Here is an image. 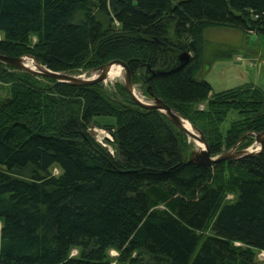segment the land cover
I'll return each mask as SVG.
<instances>
[{"label": "trees", "instance_id": "1", "mask_svg": "<svg viewBox=\"0 0 264 264\" xmlns=\"http://www.w3.org/2000/svg\"><path fill=\"white\" fill-rule=\"evenodd\" d=\"M209 28L263 35L264 0H0V55L60 73L120 61L213 157L264 130V97L200 78ZM35 78L0 63V264H264V142L252 157L187 163L182 133L119 85L115 100L100 84ZM97 117L113 119V157L86 133Z\"/></svg>", "mask_w": 264, "mask_h": 264}, {"label": "rangeland", "instance_id": "2", "mask_svg": "<svg viewBox=\"0 0 264 264\" xmlns=\"http://www.w3.org/2000/svg\"><path fill=\"white\" fill-rule=\"evenodd\" d=\"M92 13H94V10ZM94 15H96V13H94ZM203 40V65L200 78L205 80L210 85L213 93L236 88L244 84H251L258 87L262 91L264 97V34L259 36H243L238 31L232 29L209 28L203 31ZM24 63L28 67L33 68L29 61L26 60ZM92 69L94 68L84 71L77 70L67 74L71 76H78L80 78H89L93 74ZM121 74L122 73L120 72V74H118L119 76L115 74L109 76L107 75L104 79L97 83L100 84L109 97H112L115 100H119L116 94L117 91L115 89V85H119L122 88ZM35 79H37V81H39L42 85H46L45 82L41 80L43 78L36 77ZM131 85L133 91L141 101H151L146 91L147 86L142 84L140 81H136L135 83L131 82ZM7 99L8 85H0V103ZM202 108L203 104H199L195 109L201 110ZM176 115L183 120H186L180 115ZM236 118L237 116L234 112H228L220 125V131L223 133ZM88 131L93 137L92 139L97 144L100 143V146H108L109 149L107 148V150L112 151L114 155L113 146L111 147V143L113 142L112 118H94L86 129V133H88ZM108 134L112 135V138H110ZM182 135L186 144V152L184 155L186 158H189L190 152L196 150L194 139L185 136L183 133ZM244 136L250 137L251 140L243 148H239L238 145L243 140ZM104 137L111 141L104 142ZM242 137H240L237 142H235L234 145L229 147L227 150L222 149L219 154L224 153L231 148L234 150L245 151H254L257 148V145L253 141V133L247 132L242 135ZM50 173L53 176H58L60 171L57 167L53 166L50 169ZM226 199H231V197L227 196ZM75 255L76 251L72 250L70 252V256L74 257ZM107 255L112 258L116 256V253L109 250ZM255 259L259 263H264V254L262 252H256ZM110 264L115 263L112 261Z\"/></svg>", "mask_w": 264, "mask_h": 264}, {"label": "water", "instance_id": "3", "mask_svg": "<svg viewBox=\"0 0 264 264\" xmlns=\"http://www.w3.org/2000/svg\"><path fill=\"white\" fill-rule=\"evenodd\" d=\"M188 42H190V40ZM188 57H189V55L185 51L178 54V56L176 58L178 65L172 70H176V69L182 67L183 65H185L186 62L188 61ZM23 58L31 59L36 64V69L33 70V69H29L28 67L24 66L22 64ZM0 63L3 65L9 66L15 70L21 71L23 73L32 75L34 77L49 79V80L54 81L55 83L67 84V85H72V86H80V87L97 84L98 82H100L102 79H104L106 77V73L110 67H112V66L119 67L121 70V73H122L121 74V76H122V88L125 91V93L127 94V96L130 98V100L138 108H140L142 110H155V111L159 112L160 114L165 116L177 130L181 131L185 136H187L191 139L197 140L198 143L201 145V147L199 149H196L195 151L190 152V157L187 159V163H192L195 165L207 167V166H211L215 163H219V162H225V161L228 162V161H233V160L240 159V158L255 156L261 152L262 147H263L264 130L261 132L253 134V141L257 145V148L254 151L234 150L233 148H231L230 150H228L224 153L218 154L214 157H210L209 153H208V148L205 144L202 133L198 129H196L193 125H191L188 121L183 120L182 118L178 117L174 113V111L172 109H170L167 105H165L162 101L153 97L151 95V93L149 92L148 86L146 87V91H147L151 101H149V102L141 101L140 99H138L134 95V93H133L134 91H133L132 85H131V77H130V73L128 71V68L124 63L117 61V60L109 61L105 64L99 65L96 68L92 69L93 74L89 78H80L78 76H71L67 73L50 71V70L44 68L43 66H41L32 56H29V55H25V56H21V57H8V56L0 55ZM154 74L162 75V74H164V72H156L155 73L153 71H149L150 76H153ZM184 123L188 124L190 130L193 133L184 129V127H183ZM87 135L90 138H93L89 133H87ZM108 136L110 138H112V135L108 134ZM103 141L109 142L111 140L104 137ZM101 147L104 148V150L107 152V154L110 157H113L112 151L107 150V148L103 145H101Z\"/></svg>", "mask_w": 264, "mask_h": 264}, {"label": "bare ground", "instance_id": "4", "mask_svg": "<svg viewBox=\"0 0 264 264\" xmlns=\"http://www.w3.org/2000/svg\"><path fill=\"white\" fill-rule=\"evenodd\" d=\"M26 60L30 62V64L32 65L33 68H30V67H28L27 65H25L24 62H25ZM22 64H23L24 66L28 67L29 69H33V70L36 69V64H35L31 59H29V58H23V60H22ZM120 72H121V70H120L119 67H117V66H112V67H110L109 70L107 71L106 76H107V75H108V76H109V75H113V74L119 76L118 74H120ZM91 76H92V75H91ZM133 93H134V95L137 97L136 93H135V92H133ZM137 98H138V97H137ZM138 99H139V98H138ZM183 127H184V129H186L187 131L193 133V132L190 130L188 124L184 123ZM88 133H89V131H88ZM89 134H90V133H89ZM194 144H195V146H196V149H199V148L201 147V145H200V144L198 143V141L195 140V139H194ZM103 146H104V145H103ZM105 147H106V146H105ZM106 148H107V147H106ZM262 259H263V258H262Z\"/></svg>", "mask_w": 264, "mask_h": 264}, {"label": "crops", "instance_id": "5", "mask_svg": "<svg viewBox=\"0 0 264 264\" xmlns=\"http://www.w3.org/2000/svg\"><path fill=\"white\" fill-rule=\"evenodd\" d=\"M251 35H253V34H249V36H251ZM254 36H257V35H254ZM259 36V35H258ZM244 38V37H243Z\"/></svg>", "mask_w": 264, "mask_h": 264}]
</instances>
